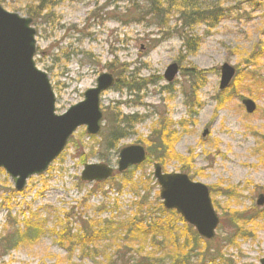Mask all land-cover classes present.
<instances>
[{
	"label": "rangeland",
	"instance_id": "rangeland-1",
	"mask_svg": "<svg viewBox=\"0 0 264 264\" xmlns=\"http://www.w3.org/2000/svg\"><path fill=\"white\" fill-rule=\"evenodd\" d=\"M166 1L43 0L48 4L43 13L30 15L40 0H0L6 10L32 18L34 60L49 76L58 114L82 101L101 73L116 78L101 96L104 121L98 135L80 126L22 191L0 168V264H134L137 259L109 238L94 239V258L81 253L76 239L104 219L119 222L134 211L131 184L122 187L131 177L141 179L136 189L149 203L161 201L156 161L102 182L83 181L81 172L87 163L116 170L122 147L141 144L148 152L151 141L171 144L162 169L207 185L220 219L213 239H198V253L188 245L176 255L189 252L186 261L193 264H260L264 258V204H257L264 195V54L259 68L241 63V52L264 41V0H216L227 16L212 29L199 23L191 30L181 25L182 9ZM174 62L180 71L169 82L164 73ZM224 63L234 66L236 75L220 89ZM243 98L254 100V112L246 111ZM170 135L176 137L172 142L166 140ZM63 228L74 235L70 258L59 237ZM16 230L30 240L18 239L7 252L5 239Z\"/></svg>",
	"mask_w": 264,
	"mask_h": 264
},
{
	"label": "water",
	"instance_id": "water-1",
	"mask_svg": "<svg viewBox=\"0 0 264 264\" xmlns=\"http://www.w3.org/2000/svg\"><path fill=\"white\" fill-rule=\"evenodd\" d=\"M36 33L32 18L10 12L0 4V168L12 177L17 191L24 189L28 178L49 168L77 128L85 126L88 134H99L103 119L101 94L115 83L111 73H101L96 86L85 91L82 101L58 114L49 76L34 60ZM220 69L219 87L225 89L236 69L228 63ZM178 72L179 65L171 63L164 77L173 81ZM242 103L248 113L255 111L256 103L251 98ZM146 158L143 145H127L120 149L116 170L105 163H87L81 179L107 180L115 172L139 165ZM154 177L160 185L163 205L180 213L201 237L213 239L220 219L208 186L191 180L185 173L163 172L159 163L154 164ZM257 204H264V195L259 196ZM260 264H264V258Z\"/></svg>",
	"mask_w": 264,
	"mask_h": 264
},
{
	"label": "trees",
	"instance_id": "trees-1",
	"mask_svg": "<svg viewBox=\"0 0 264 264\" xmlns=\"http://www.w3.org/2000/svg\"><path fill=\"white\" fill-rule=\"evenodd\" d=\"M217 1L220 2L221 0ZM217 1L170 0L168 2L167 0L166 2L168 3L164 4L176 6V8H172L174 10L182 9V13L179 15L182 17L181 25L184 28L191 30L194 28V25L196 26L197 24L202 23L212 29L227 16L223 13L224 10L218 7L219 4ZM150 2L152 5L159 4V0H150ZM47 5L48 4L43 2V0H40L35 7L36 9L31 10L30 15H39L43 13ZM157 10L158 9L155 8V13L159 12ZM164 23L165 22H161L160 24L164 25ZM191 38L195 39L198 37L192 35ZM192 39H189V41ZM193 45L194 47L192 50L194 51L198 47V41L195 40ZM188 48H191L190 44ZM241 54L243 55V58H241L242 65L251 67V69L252 67L259 68L260 59L264 54V41H262L261 44H255V47L251 51H244L241 52ZM170 136L171 139H166L168 142H172L176 138H173L172 135ZM150 144L146 161H156L160 163L167 158L168 152L166 147L168 148L171 144L164 147H160L155 141H151ZM136 167H132L126 172H129ZM125 174L126 173H123L122 175ZM125 176H127V174ZM140 180L141 179L138 178L133 180L131 177L122 186L127 187L128 182L131 184V186L129 185V189L136 197V199L132 201L135 206L134 211L129 213L128 216L124 217L119 222H113L111 219H104L103 224H99V226L97 224L94 228L89 227L90 229H85L83 235L76 239L82 243L81 253L84 256L86 254L93 257L95 252H97H93V249L90 246L92 242L95 241L94 239L109 238L112 240L117 250L123 248V250H126V253L128 252L132 256L133 261L134 258L137 259L134 264H193V262L188 263L186 261L189 259V252L183 255L176 254H179L180 250L188 249V245L191 246L190 249H192V251L197 249L195 246L200 238L197 231L175 210L165 209L159 199H156L155 203H149L145 198L146 195H141L140 189H136L138 188V185H141ZM155 184H157L156 181ZM229 195H231V193ZM28 228L32 231V227L28 226ZM17 232H13L12 235H7L5 239V246L8 250L7 252L14 249L18 239L30 240V235L26 234V232ZM59 232V237L64 239L67 243L66 250L69 256L68 258H70L75 252L74 235H71L70 229L67 228L60 229ZM146 243L151 245V249L147 251V253H145L147 250ZM196 252L198 253V250H196ZM170 258H172L171 261H169ZM108 259L110 260V258ZM204 262L205 260L202 261L203 264ZM108 264H113V262L110 261Z\"/></svg>",
	"mask_w": 264,
	"mask_h": 264
}]
</instances>
